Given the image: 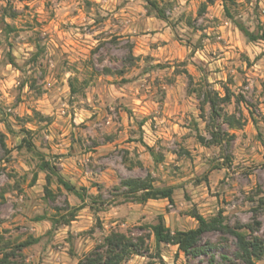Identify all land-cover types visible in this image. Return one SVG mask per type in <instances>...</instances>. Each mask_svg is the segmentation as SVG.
Masks as SVG:
<instances>
[{"label":"rangeland","instance_id":"1","mask_svg":"<svg viewBox=\"0 0 264 264\" xmlns=\"http://www.w3.org/2000/svg\"><path fill=\"white\" fill-rule=\"evenodd\" d=\"M204 3L0 0V259L14 252L26 264H76L112 230L146 238V256L126 264L232 257L233 237L218 231L203 236L211 253L186 257L170 244L157 252L148 226L160 212L174 230L196 226L191 211H221L224 223L264 242V41H248L222 0ZM225 4L234 20L264 31V0ZM207 91L230 95L217 121ZM217 130L220 144L200 142ZM38 153L85 201L54 174L46 196ZM127 179L174 183L176 203L141 215L122 194Z\"/></svg>","mask_w":264,"mask_h":264},{"label":"trees","instance_id":"2","mask_svg":"<svg viewBox=\"0 0 264 264\" xmlns=\"http://www.w3.org/2000/svg\"><path fill=\"white\" fill-rule=\"evenodd\" d=\"M224 2V13L225 16L233 20L250 42L258 40L264 41V31L253 32L249 30L242 22L234 20V16L230 12L229 7L225 4L227 1L233 0H222ZM212 0H206V3H211ZM206 3L203 4L205 8ZM164 19L163 16H160ZM185 73L188 74L187 71ZM189 75V74H188ZM189 77H191L189 75ZM230 95L225 94L220 96L216 91H207L205 94V102L210 106V116L212 120L217 121V118L221 115L220 102H228ZM222 121L227 124L229 128H240L242 123L241 120L235 118L234 115L223 114ZM217 129H220V125L216 124ZM211 140L206 142V139L202 136H198L200 142L203 145L207 143L220 144V132H210ZM230 139H233L234 135L231 134ZM28 149H32L30 142L25 140ZM40 155V162L38 168L41 171L46 172V185L44 192L50 195L52 191L49 188L51 182V174L56 175L57 183L63 186L67 191L73 192L78 196L81 201L84 200V195L79 193L75 186L69 181L65 180L61 175L57 173L56 166L52 162L46 160L42 154ZM36 180V174H34L30 185H33ZM122 186L126 187V190L122 192L125 196H131L138 203H143L148 199H167L169 204L173 203L172 193L173 187H155L149 179H127L122 181ZM261 204L264 205V198L260 200ZM75 213L72 212L69 216H63L62 220L51 219L52 225L61 222L67 224L69 221L74 219ZM196 221V226L189 229H174L168 227L162 215H158L157 222L149 225L150 231L154 238V244L157 252H159L161 244L175 245L178 251L182 252L186 257L196 258L204 254L211 253L213 250V244L210 240H203V236L207 232L218 231L222 234H228L234 239L235 250L232 257L221 254V261L216 262L214 258H211L207 264H256V259L261 257L264 253V242L261 238L253 235L252 233H246L240 230L239 227H233L223 222L222 212L219 211L216 216L206 218L198 211L194 210L188 214ZM43 219L41 218H37ZM147 227V226H146ZM38 241V238H31L17 245V251L23 246L33 244ZM149 248L146 243V238L143 236L132 237L123 232L112 230L110 231L101 242L96 244L90 251L83 254L78 258L76 264H126V262L133 256H146ZM15 253L10 254L4 253L0 259V264H26L24 262L13 261Z\"/></svg>","mask_w":264,"mask_h":264},{"label":"crops","instance_id":"3","mask_svg":"<svg viewBox=\"0 0 264 264\" xmlns=\"http://www.w3.org/2000/svg\"><path fill=\"white\" fill-rule=\"evenodd\" d=\"M176 184H168L167 186H172L173 187V193H172V198H173V202L176 203V190L177 188L174 186ZM155 187H159L161 188L160 186H156L154 185ZM168 200L167 199H148L147 201H145V203H139L137 204L139 206V212L141 215H145L147 213V211L149 210V208L155 204H160V205H165V203L167 202ZM201 214V213H200ZM159 215H162L161 212ZM166 218V215H163V218ZM145 219V218H144ZM168 226V225H167ZM169 227V226H168ZM192 227H195V223L193 224ZM191 227V228H192ZM172 229V228H171ZM173 230V229H172ZM175 246V245H174ZM176 247V246H175Z\"/></svg>","mask_w":264,"mask_h":264}]
</instances>
